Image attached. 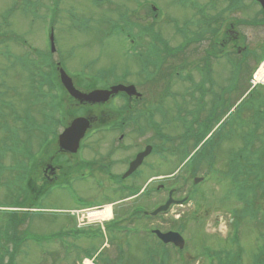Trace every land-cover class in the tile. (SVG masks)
Segmentation results:
<instances>
[{
    "label": "rangeland",
    "instance_id": "rangeland-1",
    "mask_svg": "<svg viewBox=\"0 0 264 264\" xmlns=\"http://www.w3.org/2000/svg\"><path fill=\"white\" fill-rule=\"evenodd\" d=\"M30 1L34 3V8H36L33 16L31 14L24 15L17 8L21 0H0V15L12 3L17 2L14 14L8 18V24L3 27L0 26V31H5V35L0 36V69L2 70V75H0V144L15 143V146H10V148L15 149L12 156L6 153L3 157V163H6V166H11L12 169L6 168L0 174V209L6 208L5 205L11 204L14 200H19L15 194L21 193L20 188L17 190L14 187L5 188L4 181L10 183V178L18 174V165L26 160L22 153L27 151L26 148L32 142L35 146L32 147L31 145V152L41 153V132L37 128H32L29 131L24 130L21 128L24 123L17 120H22L25 117H23L25 111L22 113V110L27 104L28 110L33 109L34 98L40 102L43 101V95H48L47 87L49 85L42 83L41 79L46 69L40 72V68H35V66H40L41 60L48 51L45 28H47L50 19L53 22L57 49L52 53L44 67L48 68L50 62L54 64L62 59L66 72L72 76L78 72L97 74L99 70L107 67H117L116 74H121L122 71L129 73L125 80L135 84L140 89V77L136 75L138 68H140L139 58L127 52L124 44L127 48L131 42L125 40L124 34L119 28L113 29V27L121 26L125 18L130 20V31L133 36H136L134 40L138 43L136 49L142 51L145 46L143 43L139 46L142 41L141 37L138 36L139 27L149 26L154 13L159 15L154 23L155 30L159 32L162 40L172 45L181 41L179 36H177L176 41L173 39V37L176 39L174 25L182 26L181 23H194L201 18L197 11L190 14L196 0H182L188 6L181 3H179L180 6H177L173 0H104L101 3H97L96 0H57L54 10L53 0ZM200 1L204 3L205 0ZM217 1L214 8L218 11V7L222 8V4L220 0ZM152 4L158 10L152 12ZM255 9V4L250 3L243 12L249 14ZM216 13L214 10L213 15ZM206 15L205 20L209 19L210 16L208 10ZM234 15L242 16L239 13ZM186 17L189 18L184 19ZM174 20L178 22L174 23ZM216 24L217 22L210 23V27H215ZM195 28L196 26L193 27L194 30ZM244 33L246 40L243 41V44L247 43L254 47L259 41V37L263 36L264 28H244ZM262 39L263 37L260 42ZM149 41L154 42L155 40L147 38L146 43ZM207 45L208 43L205 41L203 46L207 47ZM26 53L29 57L19 66L16 58L22 55L24 58ZM223 61L224 59L220 63L214 61L212 64L211 76L212 79L215 77L217 84L216 88L209 93V103L197 111H186L181 117L182 120L185 117L187 121L195 119L200 125L205 124L207 120L201 130L205 133L210 132L206 140V143L211 142L210 148L202 149V146L198 150L192 149L193 138H184L185 127L180 116L176 114L182 108L176 112V108H171L172 100H169V109H172V113L164 112H167V117L171 116L177 127L175 125L163 126V133L168 136L165 144L157 142V138L154 137L155 129L146 128L147 135L150 138H155L154 143L158 146L157 149L160 148L159 153L152 157L157 161L156 173L159 175L156 177L155 170L150 168L151 171H149L146 168V171H149L146 173L148 178H137L136 181L129 182L136 186H143L146 183V186L152 188L163 183L166 188L174 187L175 195L179 197L187 195L189 197L185 204L171 207L169 213L161 221H153L151 223L153 226L148 225L150 223L145 226L146 228L157 227L164 230L180 225L182 235L187 241L184 250L178 252L180 254H176L171 248H166L167 253L162 261L159 257L160 254L157 257V253H152V264H209L210 260L202 251L207 252L219 248L228 249L230 248L228 246L234 248V245L223 241L222 238L224 236L231 238L234 235L235 220H238L239 236L244 243V264L249 263L248 258L252 252L259 251L261 248L263 238L260 237V233L264 235V227H260L258 223L264 225V184L259 182L253 185L251 187L253 192H249L246 198H243L245 197L244 194L237 197L232 190V186L236 183L234 185L229 183L233 178L227 175V169L232 153L234 150H240L243 138L248 132L247 129L253 125L251 123L253 121L252 107L258 112L259 107L257 105L264 102L259 100L258 96L259 93L264 96V82L258 83L252 91H246L248 89L245 85L247 77L242 76L241 71H238L236 80L226 83L229 67ZM259 63L260 59H251L249 67L253 69L257 66L255 68L257 70L261 65ZM217 65L220 66V69L215 68ZM112 75L115 74L112 72ZM112 75H109V80L112 79ZM227 78L229 79V77ZM148 89L154 92L149 93L147 102L149 105H155L161 98L162 84L160 81L151 83ZM50 90L53 91L52 88ZM222 91H226L225 96L222 95ZM194 93L196 94V92ZM29 94L31 95L28 101ZM216 98H221L223 101L215 103ZM119 105L121 102L115 103V106ZM215 105H217L216 108H214ZM140 106L142 105L140 104ZM195 106L198 107V104L196 103ZM190 107H192V103H190ZM211 111L213 114L208 117ZM158 116L161 119V115ZM156 121L158 124L164 123L158 119ZM233 124L235 125L233 126ZM196 126L197 123L195 122ZM134 130L131 127V132H129L131 137L129 135L128 139L136 138L138 140L140 138ZM232 131L235 133L234 135L220 141L221 138H224L223 136L231 135ZM16 132H18L17 137L11 141V137L8 135ZM108 137L110 138V136ZM26 138L29 139L28 143L24 142ZM104 138L105 135L96 136L95 133L89 136V139L94 140ZM22 144L24 146L19 150L18 147ZM92 148L94 147H91L90 151ZM185 153L188 159L192 158V165L190 166H186V160L183 159ZM201 157L205 160L200 161ZM242 158L249 159V162L255 161L254 157H247L243 154ZM236 167L240 168L238 164ZM195 171H197L196 174ZM195 176H202L204 179L202 182L194 184L193 178ZM262 176V181H264V175ZM31 182H33V177L30 179ZM16 183H20V181L16 180ZM237 183H239L238 178ZM75 185L82 196L92 199L95 191L93 181L89 179ZM253 194H256L258 198L263 197V200L252 202ZM101 195L99 194V199ZM165 197L166 192L161 191L156 199ZM43 198L39 199L42 205L38 209H33L34 215L32 217L26 215L27 221H23L19 227L14 222H7L6 216L0 218V252L7 250L4 256V260L7 259V264H82L83 257L81 255L93 249L96 253L101 249L106 239L89 243L82 239L73 241V238H68L66 244H61L60 240L72 234L65 235V231H70V229L76 231L78 226L95 229L102 218H97L95 221V219H88L85 214L84 217H81L77 210L79 208L71 203L64 191L56 187L46 191ZM248 200H251V203H248ZM136 203L150 206L153 202L149 199L145 202H140L138 199H126L120 204H114L116 210L114 215H111L110 220L112 222L118 221L121 214H125L129 206ZM247 208L254 209L255 217L253 219L257 223L247 220L245 213L243 214L244 218L239 219V212H243ZM72 211L75 215L72 214ZM21 212H25V209L20 210V215ZM5 222L9 224L3 231ZM118 224H122V222ZM18 231L19 234H27L26 237L28 238L19 244L16 238ZM58 233H62V235L54 238L48 237L51 241L44 239L39 242V240L35 241L34 239L45 238ZM107 236V246H104L96 256L95 264H151L149 251L152 247L150 244L152 241L150 238L114 235V239H112L113 236H109L108 233ZM13 244L17 246L13 251L14 256L9 259L8 255L10 254L8 253H10ZM118 250H125L123 257L117 255ZM214 259L212 260L213 263L216 261Z\"/></svg>",
    "mask_w": 264,
    "mask_h": 264
},
{
    "label": "flooded vegetation",
    "instance_id": "flooded-vegetation-1",
    "mask_svg": "<svg viewBox=\"0 0 264 264\" xmlns=\"http://www.w3.org/2000/svg\"><path fill=\"white\" fill-rule=\"evenodd\" d=\"M227 1L234 3L245 1L256 2L255 0H220L222 8H220L218 20V34L219 45L223 51H225L227 43L234 41L235 38L239 36V33L245 35L242 31L245 25L241 22L238 24L239 30L236 31L232 24L227 26ZM252 26L256 27L258 24H252ZM252 26L250 25L248 27L251 28ZM141 34L144 40L143 45L146 49H149L152 44L146 43L148 36L147 29H144ZM153 47L157 51L156 55L160 58L162 53L159 51L158 44L154 43ZM161 62L159 66V68H161L159 71H156V75L152 81L147 80L145 76L143 77L140 84L139 97L128 96L125 92L120 91L110 96L111 98L104 103L92 105L91 107L85 106V108H90V112L87 113V116L92 121L88 133L91 132L90 136H92L93 133H95L96 136L105 135V138L102 140L82 139L79 147L74 153H68L58 146L54 150L51 148L48 149L46 158L43 159V166L38 167L42 170L41 175L44 181H40L37 185L32 183L33 188L38 190L42 184L56 181L58 186L65 188L62 190H65L69 196L68 187H76L75 184L90 179L94 182L95 188L92 199L82 196L79 191L76 190L74 193L78 202L75 204L79 210L91 208L96 213L105 211V208H108L109 205L108 209H110L111 214L114 215L116 209L113 205L120 204L126 199H138L140 202H145L147 193V191H145V189L147 190L146 183L143 186H136L129 181H136L137 178L141 179L142 177L148 178L149 176H147L146 173L151 171L149 170L150 168L153 171L155 170L156 177L159 175L156 173L157 161L152 157L159 153L160 148L157 149L158 146L154 143L155 138H150V136L147 135L146 129H142L137 134L140 136L138 140H136V138L128 139L132 127L130 114L138 110L139 119L141 121L146 120V115L152 107V105H149L147 102L149 93L154 92L148 89L151 83L160 81L163 89L165 88L164 84L167 79L174 77L172 75L173 73H175L177 77L180 72L183 74L191 72L192 80H189L191 79L189 75L186 78L188 81L193 82L196 76L195 73L198 72L197 69L194 68V65L189 64L187 60L186 64L181 68L178 67V59H162ZM201 62L206 68V71L210 73L211 64L209 59H205ZM201 81L209 84V76H203ZM116 102H121V105L115 106ZM125 104H128V106H124ZM135 104H138V106H133ZM140 104L142 106H140ZM74 105L77 107L81 106L75 101ZM93 110L96 111L93 112ZM154 110L157 111L160 110V108H154ZM140 125H146V123H140ZM107 136H110V138H107ZM159 140L160 139L157 138L158 143L160 142ZM91 147L94 148L90 151ZM147 147H149L147 155L142 158L129 174H127L131 161L139 152L144 151ZM146 168L149 170L148 172ZM161 184L162 183H160L159 187L157 186L153 189L159 190L162 187ZM132 190H134L135 193L132 192ZM99 194H102L100 199L98 197ZM151 195H154V192H151ZM153 197V200H155L156 197ZM69 199L71 200L70 196ZM145 211L146 210L141 209V207H137L128 214V208L127 212L125 214L122 213L116 222L121 221L122 226H129L132 223L141 225L147 222L146 219L141 216V213H143L144 216L146 215Z\"/></svg>",
    "mask_w": 264,
    "mask_h": 264
},
{
    "label": "trees",
    "instance_id": "trees-1",
    "mask_svg": "<svg viewBox=\"0 0 264 264\" xmlns=\"http://www.w3.org/2000/svg\"><path fill=\"white\" fill-rule=\"evenodd\" d=\"M47 62H45L43 65V67L45 66ZM46 70L44 71V74L43 76L44 77H48L49 75V79H50V82H47V81H43V83H48L50 84L51 86L55 85L54 81L52 80V72L49 70V68L47 67H44ZM54 92V91H53ZM59 95L56 93H52L50 94V101H49V104L51 103L52 99H55V100H58L61 104H63V99H61L62 97H58ZM259 99H263L264 101V96L262 95H259ZM51 109L48 110V108L46 107V111H43V118H44V123L41 124V126H43L44 124H48L50 127V124L52 123L51 120H53V112L57 110L56 106L52 103L50 105ZM258 112H257V132L259 130H261L257 136V143L259 142L258 146H257V162L254 163V162H249V159L248 160H245L244 159V162H243V172L242 170L240 171V168H237L236 167V155L238 154V152H234L232 153V157H231V160H230V163H229V168L231 166V168L227 169V175H230L233 179L232 180H236V177L239 176L240 173H244V174H247V172H254L252 171L255 167L256 168H260L261 165L264 163V102L261 103L260 105H258ZM46 121V122H45ZM1 145H3V143H1ZM254 149L255 147L252 145V138H251V131H248V133L246 134L245 136V142L242 146V154L244 156H251L254 152ZM246 188V186H245ZM235 233V232H234ZM0 264H1V261H0Z\"/></svg>",
    "mask_w": 264,
    "mask_h": 264
},
{
    "label": "water",
    "instance_id": "water-1",
    "mask_svg": "<svg viewBox=\"0 0 264 264\" xmlns=\"http://www.w3.org/2000/svg\"><path fill=\"white\" fill-rule=\"evenodd\" d=\"M261 3L264 6V0H261ZM53 49V46H52ZM60 76H61V81L63 83V85L65 86V88L68 90V92L74 96L75 98H78L80 100H85V101H98V100H102L105 99V95L109 94L110 91L107 90H94L91 91L89 93H81L80 91L74 89L71 80L69 77L66 76V74L64 73L63 70H60ZM119 89H126L125 87H123L122 85H118L114 88H112V91H117ZM88 124V120L85 118H76L72 125L70 126L71 129H77L80 128V135L82 134L83 130L86 128V125ZM70 129V130H71ZM166 206H163L160 209H165ZM160 237L162 238V240L164 241H172L174 243H176L177 245L182 246L183 244V239L181 238V236L176 233V232H167L165 234H159Z\"/></svg>",
    "mask_w": 264,
    "mask_h": 264
},
{
    "label": "bare ground",
    "instance_id": "bare-ground-1",
    "mask_svg": "<svg viewBox=\"0 0 264 264\" xmlns=\"http://www.w3.org/2000/svg\"><path fill=\"white\" fill-rule=\"evenodd\" d=\"M256 76L259 78V80H263L264 79V62L261 65V67L258 69V71L256 72ZM99 213H89L90 218L92 217H96L99 216ZM106 214V213H104Z\"/></svg>",
    "mask_w": 264,
    "mask_h": 264
}]
</instances>
